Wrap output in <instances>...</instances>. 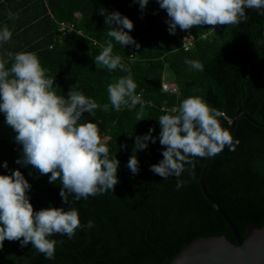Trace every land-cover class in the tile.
Returning <instances> with one entry per match:
<instances>
[{"label": "trees", "instance_id": "obj_1", "mask_svg": "<svg viewBox=\"0 0 264 264\" xmlns=\"http://www.w3.org/2000/svg\"><path fill=\"white\" fill-rule=\"evenodd\" d=\"M101 10L106 15L118 11L129 18L134 25L129 35L140 47H124L109 37L115 25L106 24ZM9 12L18 18L8 19ZM245 14L247 22L237 25L215 26L214 31L208 25L188 31L177 27L172 35L167 12L157 0H149L143 11L134 0H0V29L7 24L12 32L10 41L0 43V55L34 52L54 79L58 95L67 97L71 89L81 90L97 104H108V111L97 108L92 114L83 113L82 121L98 123L110 156L120 162L119 182L113 191L79 201L69 195L65 204L59 180L49 183L50 174L41 175L31 165L16 163L23 151L15 141L16 133L0 135V175L21 171L31 185L28 196L34 211L72 207L78 210L81 225L94 223L91 229L78 228L72 239L50 236L63 241L56 245L52 260L31 243L22 246L21 241L5 240L0 264H163L199 236L222 234L233 242L223 219L200 190L198 174L205 158L195 159L194 175L182 173L180 179L187 183L179 190L175 177L163 180L150 171L166 150L159 143V117L178 114L173 109L190 96H200L224 112L220 123L225 129L237 107L246 114L236 118L230 131L239 144L234 151L226 146L210 158L203 183L240 234L248 224H264V15L253 9H246ZM183 32L196 37L188 50L177 45ZM109 40L113 54L120 55L131 70L136 94L144 101V120L136 119L140 105L122 106L120 111L111 106L108 84L128 73L95 64L101 46ZM186 59L199 60L204 70L190 69ZM164 84L174 86V91L162 88ZM149 129H154L156 143L149 141L145 150L136 152L139 173L133 174L127 164L135 138Z\"/></svg>", "mask_w": 264, "mask_h": 264}, {"label": "clouds", "instance_id": "obj_2", "mask_svg": "<svg viewBox=\"0 0 264 264\" xmlns=\"http://www.w3.org/2000/svg\"><path fill=\"white\" fill-rule=\"evenodd\" d=\"M143 11L149 0H134ZM161 9L166 10L169 32L175 35L177 27L188 31L193 26L237 25L247 22L246 9H253L264 15V0H157ZM105 22L112 25L107 35L122 46L140 45L129 32L133 22L118 11L106 15ZM18 15L8 13V19ZM127 29L128 31H124ZM12 32L7 24L0 29V43H7ZM187 40V39H186ZM102 51L95 57V64L109 71L127 72L116 82L107 86L111 106L120 111L122 106L135 108L138 121L144 120V101L136 94L137 84L131 70L122 62L120 55H114L112 40L102 45ZM184 48L187 44L184 42ZM177 49H174L175 51ZM11 62V67L8 65ZM190 69L202 72L204 65L199 60L186 59ZM54 79L47 75L40 59L34 52L5 51L0 55V113L16 133L15 141L23 146L22 158L16 163L31 165L41 175L50 174L49 183L61 182L60 196L69 204V195L75 200L89 196L103 195L113 191L118 184L119 160L110 156V149L104 142L98 123L82 121L83 113L92 114L95 109L108 111L109 105H99L80 90H70L67 97L58 95ZM173 112L159 117L161 132L159 143L166 150L163 159L150 167V171L166 180L176 178L177 190L187 181L180 179L182 173L194 175L195 159L210 158L221 153L227 146L234 151L239 140H233L228 129L222 127L220 118L226 114L211 107L204 98L190 96L184 99ZM154 129L144 136L135 138L133 155L127 167L133 174L139 173L136 152L145 150L147 142L156 143L152 136ZM126 148V145L121 146ZM185 165L189 167L186 168ZM8 167L7 162L3 164ZM31 175V173H30ZM31 185L19 170L11 175H0V248L5 240L21 241L22 246L32 244L45 258L55 257L57 244L63 241L49 239L55 234L72 239L78 228L91 229L93 221L81 225L79 212L70 207H48L34 211L28 192ZM22 238V239H21Z\"/></svg>", "mask_w": 264, "mask_h": 264}, {"label": "water", "instance_id": "obj_3", "mask_svg": "<svg viewBox=\"0 0 264 264\" xmlns=\"http://www.w3.org/2000/svg\"><path fill=\"white\" fill-rule=\"evenodd\" d=\"M239 115L246 116L243 110L237 107L228 120L229 131ZM210 158H205L202 163L198 184L205 199L223 219L234 241H229L222 234L199 236L183 245L170 260H163V264H264V224L259 227L248 224L242 234L236 230L204 186L203 175Z\"/></svg>", "mask_w": 264, "mask_h": 264}, {"label": "built area", "instance_id": "obj_4", "mask_svg": "<svg viewBox=\"0 0 264 264\" xmlns=\"http://www.w3.org/2000/svg\"><path fill=\"white\" fill-rule=\"evenodd\" d=\"M195 40H196V37L191 32H183L180 34V36L177 39L178 48L182 50H188L193 46ZM184 42L187 44V48H184ZM162 88H164L167 91H174L175 89L174 86H172L171 84L169 85L164 84Z\"/></svg>", "mask_w": 264, "mask_h": 264}, {"label": "rangeland", "instance_id": "obj_5", "mask_svg": "<svg viewBox=\"0 0 264 264\" xmlns=\"http://www.w3.org/2000/svg\"><path fill=\"white\" fill-rule=\"evenodd\" d=\"M9 132H13V129L7 125L6 119L0 120V135H6Z\"/></svg>", "mask_w": 264, "mask_h": 264}]
</instances>
